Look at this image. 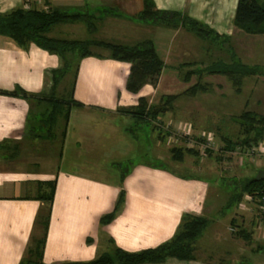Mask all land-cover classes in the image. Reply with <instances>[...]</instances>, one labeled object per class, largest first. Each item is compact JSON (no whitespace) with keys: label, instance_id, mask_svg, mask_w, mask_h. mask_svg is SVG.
Segmentation results:
<instances>
[{"label":"crops","instance_id":"0c3cea01","mask_svg":"<svg viewBox=\"0 0 264 264\" xmlns=\"http://www.w3.org/2000/svg\"><path fill=\"white\" fill-rule=\"evenodd\" d=\"M238 1L153 0L157 10L180 12L228 37L230 50L235 53L232 38L244 32L234 24ZM144 8L145 0H0V15L17 9L94 14L93 29L81 21L59 23L47 35L128 46L151 40L165 64L156 88L148 85L147 91L145 87L133 94L126 89L128 63L108 55L83 58L73 80V96L84 107H73L68 122L60 117L52 136L38 137L40 130L36 127L42 115L52 108L47 101L0 93V264H21L34 259L30 248L37 234L38 213L44 205L36 198L38 182L55 179L57 187L43 253L45 264L89 262L110 250V244L127 252L157 248L176 236L189 214L207 220L195 244L197 259L171 258L156 264H264V225L249 202L251 197L243 196L235 203V209L227 205L230 210L215 216L219 210L218 196L212 194L210 182L203 177L182 175L162 163L159 140L154 142L159 163L139 161L125 168L119 164L101 168L89 162L96 160L94 151L87 158L89 161L75 158V147L87 144L98 148L106 131L109 135L122 131L127 137L132 131L129 119L137 120L119 109L137 105L141 97L153 101L167 68L200 65L207 58L208 45L214 48L209 40L186 27L170 28L136 19ZM72 25L77 26L73 29ZM223 48L230 55L228 46ZM237 57L240 59L238 54ZM61 65L59 55L35 43L24 48L13 38L0 34V90L22 88L45 98L47 72ZM102 117L109 125L98 123ZM58 134L62 149L57 164L64 161L66 167H29L38 165V158L48 162L54 156L47 143L40 149L39 140L52 141ZM155 137L158 138L156 133ZM98 153H102L101 149ZM107 157L115 162L116 157L131 162L127 153L118 154V150L111 149ZM122 195L114 219L102 224V218L115 210Z\"/></svg>","mask_w":264,"mask_h":264},{"label":"trees","instance_id":"16d2710c","mask_svg":"<svg viewBox=\"0 0 264 264\" xmlns=\"http://www.w3.org/2000/svg\"><path fill=\"white\" fill-rule=\"evenodd\" d=\"M262 0H239L234 19L235 26L250 35H264V5ZM94 16L81 13H68L58 9L50 12L37 10L17 9L9 14L0 15V34L13 38L22 47L27 48L31 43H35L41 48L51 53L59 55L64 60V65L58 69L47 72V77H52L53 85L50 94L43 98L41 95H31L22 88H16L11 92L2 91L0 93L21 96L27 100L47 101L51 105V109L43 114L37 124L40 130L38 137L53 135L54 127L62 117L66 122L69 120V113L73 107H84V104L74 99V81L72 87L68 91V98L57 97V88L72 72L73 80H76L80 61L89 56L104 58L105 56L92 52L91 47L96 45L108 51V58L118 60L120 62L130 63L131 72L127 81V89L130 92L138 93L147 83L155 86L159 83V79L164 70V61L158 55L154 43L146 40L135 46L111 43L106 41L87 39V40H69L51 38L47 34L52 26L59 23L85 22L90 29L94 26ZM138 20L151 22L156 25H165L167 27L178 28L186 27L194 31L200 38L207 39L217 43V40L223 41L228 46L231 55V61L213 63L207 67H196L185 74L184 80L189 82L194 75L201 76L207 74L224 75L230 79L238 93L242 90L243 78L249 75H256L260 66L245 64L237 57V54L230 50L228 37L221 36L208 26L195 19L183 16L177 11H161L157 10L153 0H145L144 10L137 16ZM222 47V46H221ZM71 53V54H70ZM73 55V56H70ZM71 59V61H70ZM77 65L74 66V62ZM193 65V64H185ZM206 86L198 82L186 90L185 94L195 96L199 92H205ZM42 98H41V97ZM180 95H168L164 99L163 105H152L149 99L142 97L139 104L135 107L120 108L119 111L125 115L131 116L137 121H147L154 123L160 115L167 110L168 104L177 99ZM242 126H244L245 137L241 141L234 142L225 139L226 146L224 150L236 151L239 147H250L264 140L263 120L259 119L255 113L246 111L239 116ZM259 119V120H258ZM42 129H41V128ZM36 131V130H35ZM174 158H183L184 152L190 154H198L194 149L174 148L172 149ZM57 180L39 181L38 192L36 198L43 202V206L38 213L36 220L37 231L41 230V237L32 239V247L30 248L31 258L22 261L21 264H45L43 262V253L45 239L49 227L52 204L54 201ZM264 194V173L260 176L248 179L242 186L241 191L234 193L231 201L240 202L242 197L262 196ZM123 195L118 200L116 208L110 214L104 216L101 220L102 224H107L115 217L116 211L122 203ZM207 220L198 217L186 215L183 219L180 230L176 236L169 242L153 249H147L139 252H127L115 247V254H102L100 257L85 263H67V264H154L162 263L168 257H176L181 260L194 259V250L197 238L202 230L206 227ZM66 264V263H65Z\"/></svg>","mask_w":264,"mask_h":264},{"label":"rangeland","instance_id":"374dc122","mask_svg":"<svg viewBox=\"0 0 264 264\" xmlns=\"http://www.w3.org/2000/svg\"><path fill=\"white\" fill-rule=\"evenodd\" d=\"M261 3L264 5V0H262ZM86 14L94 16V21L96 20L94 14ZM76 26L77 25H72L71 28L74 29ZM240 34L241 36H236L232 38L231 41L236 53L244 63L261 66L256 75H249L243 78V85L240 93L236 91L230 79L224 75L205 73L201 76L194 75L189 82L184 80L185 74L190 70H194L196 67H207L213 63L221 61L228 63L231 61L227 50L223 48L222 40H217V43L210 41L214 48L211 49L210 45H208V49H206L207 58L202 64L186 67L177 66L175 68L166 69L161 88L157 92L156 98L151 102L149 101L150 104L156 106L164 105L165 102H167V100L165 101L163 98L165 95L180 96L172 101L171 104L166 105L167 110L164 114L160 115V120L158 119L155 120L154 123H149L147 121L137 122L129 119L132 131H130L127 137L123 135L122 131L117 135H114V133L109 135L110 133L106 131V133L102 135L101 146L98 148L87 144H81L79 147H75V158L89 161L87 158H90L92 156L91 151H94L93 154L96 156L93 157L96 158V160H90L89 162L101 168L116 167V164L122 165V167L125 168L127 165L130 166L131 163L139 161L159 163L154 154V142L156 144L159 140L161 144L160 154L163 157L162 163H165L182 175L199 176L210 182L212 194L214 195L215 193L218 196L217 203H219V210L215 216H222V214L229 209L226 208L227 205H232L231 209H235V202L231 201L232 198L229 201L230 196L241 191L243 184L248 179L260 176L264 173V158L247 155V147H239L236 153H234V151L224 150L226 146L225 139L237 142L245 137V129L239 119V116L244 112L249 111L255 113L259 119L264 121V35H249L244 32ZM66 36L73 37L72 34H67ZM88 37L90 36L88 35ZM229 43L230 41H228V44ZM91 50L99 55L107 56L110 54V51L96 45L92 46ZM128 64L131 72L132 65L130 63ZM63 65L64 60H62L61 67ZM76 65L77 61L74 62V66ZM73 75L72 69V72L58 86L57 97H69L68 91L72 87ZM198 82L206 86L207 90L205 92H199L195 96L185 94L186 90ZM52 85V77H47L46 92L49 94ZM148 85L154 88L157 87L152 83H147L141 88L140 92L143 91L145 87H147V89H145L147 91ZM104 121L105 118L102 117V121L98 123L109 125V123H105ZM170 122L176 124L180 122L188 123L192 126L193 132L195 133L201 131L212 133L214 135L213 149L209 150L207 154L201 153L199 150L195 149L198 154L184 152L182 159L174 158L172 149L185 147L183 142L177 146L168 143L169 135L172 134L170 128L173 130V127L169 125ZM262 124V130L264 131V122ZM106 129H108V127ZM154 133L158 135V138L155 137V139H153ZM46 143L50 145L49 151L54 156H52L48 162L45 159L41 160L38 158L36 162L39 164L29 167H34L36 169L46 167V170L53 168V166L56 167V165H60L62 168L66 167L64 161L57 164V161H59L57 155L62 149L60 134H58L57 139L52 141L47 142L40 139V149L42 148L41 146ZM35 146H37V144H35ZM100 149L102 152L101 154L98 153ZM111 149L113 152L118 150V154L127 153L129 155L128 158H131V162L120 161L119 157H116L118 158L117 162H115L114 159H108L107 155L111 153ZM30 150L32 149L28 151ZM249 202L251 205L253 204L254 209L258 212L255 202ZM41 234V230H38L36 237L40 238ZM109 249L110 250L105 253L114 255L116 252L115 247L110 244ZM196 250L197 248H195L193 253L194 259L181 260L176 257H168L166 260L171 258L181 261L196 260L198 257V252Z\"/></svg>","mask_w":264,"mask_h":264},{"label":"built area","instance_id":"2783aa9c","mask_svg":"<svg viewBox=\"0 0 264 264\" xmlns=\"http://www.w3.org/2000/svg\"><path fill=\"white\" fill-rule=\"evenodd\" d=\"M172 128L171 133L168 138L169 144H173L174 146H177L179 144H184L185 148L189 149H197L201 153H206L209 150L213 149L214 146V135L212 133H206L204 131H201L199 133L193 132L192 126L188 123H177V125L173 126L172 124H169ZM247 155L249 156H257L264 158V140L259 142L258 144H254L247 148ZM236 153V151H234ZM251 201L255 202L259 219L262 225H264V194L262 196L253 197L250 196Z\"/></svg>","mask_w":264,"mask_h":264}]
</instances>
